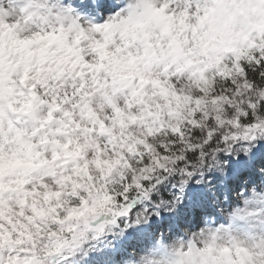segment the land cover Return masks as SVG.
<instances>
[{"label":"clouds","instance_id":"obj_1","mask_svg":"<svg viewBox=\"0 0 264 264\" xmlns=\"http://www.w3.org/2000/svg\"><path fill=\"white\" fill-rule=\"evenodd\" d=\"M82 3L0 0V264H264V181L216 197L202 151L264 138V0ZM189 183L210 214L159 223Z\"/></svg>","mask_w":264,"mask_h":264},{"label":"snow or ice","instance_id":"obj_2","mask_svg":"<svg viewBox=\"0 0 264 264\" xmlns=\"http://www.w3.org/2000/svg\"><path fill=\"white\" fill-rule=\"evenodd\" d=\"M232 9H235L236 11H243L244 5H229L225 3V0H216L215 11L212 8H209L207 11L208 14H214L215 20L220 27L227 30L232 23V17L235 15V12L232 11ZM80 10L92 15H95L98 11H107V0H83V3L80 4ZM36 39L40 38L36 37ZM260 65L264 67V60L260 61ZM262 105H264V101H262ZM241 123H243V119L241 120ZM216 139V137L209 139L202 149L203 153H207V155L203 156L204 165L206 168H209V174L213 177L212 187L214 188L216 197H219L221 192L224 190L219 183L221 180H224L225 182L224 187L229 188L234 183L239 184L240 181L245 179L248 180L249 185L264 181V175L257 172V169L264 168V138H253L250 142L249 139L246 138L244 144H240L238 147H240L243 152H247L248 154H241L237 156L236 159H233L231 154L225 156L223 152H218L215 157H213L211 153H208V148L212 147ZM253 145H255V147H253ZM220 147H223V145H220ZM233 152H235V149H233ZM196 155L197 150L191 149L188 153H186L183 160L178 163L193 161L196 159ZM223 160L228 161L226 177H221L218 173L212 171L210 167L217 161ZM186 171L189 173L191 172V164L188 165ZM195 178L196 177H193V179ZM174 179L175 177H171L168 180H161V182L157 185V189H159L161 193H166L169 188H172L173 193H175L177 188L180 186L177 185V187H172L171 181ZM151 198L155 200L156 196L152 195ZM214 198L215 197L213 196L212 191L206 190V186L194 187L191 183H189L186 191L184 192V202L178 206L177 212L168 216H163L162 214V220L159 223L172 226L178 221L186 219L187 216L192 213H195L197 217L200 215H208L210 214V205ZM157 223L156 218L153 217L152 222L148 227L152 228L156 226ZM132 231L144 232L145 229L141 228Z\"/></svg>","mask_w":264,"mask_h":264},{"label":"rangeland","instance_id":"obj_3","mask_svg":"<svg viewBox=\"0 0 264 264\" xmlns=\"http://www.w3.org/2000/svg\"><path fill=\"white\" fill-rule=\"evenodd\" d=\"M92 264H103V257L102 256H94L92 258Z\"/></svg>","mask_w":264,"mask_h":264}]
</instances>
